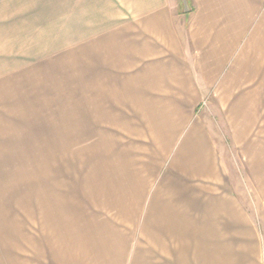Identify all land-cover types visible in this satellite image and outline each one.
Instances as JSON below:
<instances>
[{
    "label": "crops",
    "instance_id": "1",
    "mask_svg": "<svg viewBox=\"0 0 264 264\" xmlns=\"http://www.w3.org/2000/svg\"><path fill=\"white\" fill-rule=\"evenodd\" d=\"M187 5L0 0V160L31 134L92 160L76 182L87 213L46 231H22L19 216L0 230V264H230L236 242L245 252L223 150L264 155V0Z\"/></svg>",
    "mask_w": 264,
    "mask_h": 264
},
{
    "label": "rangeland",
    "instance_id": "2",
    "mask_svg": "<svg viewBox=\"0 0 264 264\" xmlns=\"http://www.w3.org/2000/svg\"><path fill=\"white\" fill-rule=\"evenodd\" d=\"M205 107L203 103L202 112L206 111ZM207 112L213 117L215 129L220 135V115L217 111ZM25 136L23 139L30 140H22V149L18 153L20 157L0 160V230L7 234L13 232L19 216L22 217V231L60 230L62 226L71 225L56 222L62 220L61 217L87 213L85 194L79 206L76 182L79 167L92 165V160L88 158L89 153L84 146L78 149V145L83 144L76 141L65 142L62 147L61 144L57 145L56 138H53L52 143H47L45 134ZM224 145L223 155L229 168L231 188L241 196L248 219L245 252L241 244L239 249L236 242L231 251L238 253L240 250V254L231 255L230 264H264V190L260 192L254 189V179L249 174L254 163L253 160L250 163L244 156L252 150L254 144H245L239 148L236 143L226 141ZM219 146L222 147V144ZM48 154H64L67 157H48ZM254 166L264 167L263 154L262 158L255 159ZM257 176L260 179L264 177ZM200 258L197 264H210Z\"/></svg>",
    "mask_w": 264,
    "mask_h": 264
},
{
    "label": "water",
    "instance_id": "3",
    "mask_svg": "<svg viewBox=\"0 0 264 264\" xmlns=\"http://www.w3.org/2000/svg\"><path fill=\"white\" fill-rule=\"evenodd\" d=\"M186 10H188L187 0H184Z\"/></svg>",
    "mask_w": 264,
    "mask_h": 264
},
{
    "label": "built area",
    "instance_id": "4",
    "mask_svg": "<svg viewBox=\"0 0 264 264\" xmlns=\"http://www.w3.org/2000/svg\"><path fill=\"white\" fill-rule=\"evenodd\" d=\"M205 104V103H204Z\"/></svg>",
    "mask_w": 264,
    "mask_h": 264
}]
</instances>
